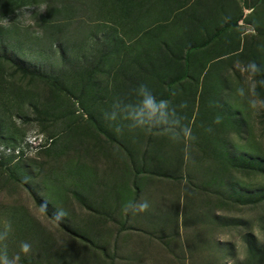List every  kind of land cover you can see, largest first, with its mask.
<instances>
[{"label": "rangeland", "instance_id": "1", "mask_svg": "<svg viewBox=\"0 0 264 264\" xmlns=\"http://www.w3.org/2000/svg\"><path fill=\"white\" fill-rule=\"evenodd\" d=\"M0 264H264V0H0Z\"/></svg>", "mask_w": 264, "mask_h": 264}, {"label": "crops", "instance_id": "2", "mask_svg": "<svg viewBox=\"0 0 264 264\" xmlns=\"http://www.w3.org/2000/svg\"><path fill=\"white\" fill-rule=\"evenodd\" d=\"M127 69H128V68H127ZM127 69H126V70H127ZM138 83H139V80H136V81L134 82V84H133V83H129V82H124V83H122V84H120V85L118 84V85L115 87V92H116V94L121 93V94L124 95V96H126V95H130V94H129L130 90L133 89V88H136L135 92H136L137 95H138L137 100L139 99L140 102H141L140 108H139V109H135L134 112L131 113V114L126 113L129 109H128V106H127V104H126L125 102H122V103L120 102V103H121V106H122V111H121V113L119 112L118 115L115 114V113H110L111 115H117L118 119L123 120L124 122L122 123V125H126V126H135L136 121L148 117L147 112H144L143 109H142V104H143L142 101H141V98H142V91L139 90L140 87H139ZM117 90H118V92H117ZM139 92H140V94H139ZM112 110H113V109H112ZM176 114H177V113L174 112V117H176ZM108 117H109V116H108ZM177 117H178V115H177ZM132 129H136V127H133ZM124 134H125V133H123L121 136H123ZM131 134H132V133H130L129 135L125 134L124 138L126 139V142L128 141L131 145L133 144L134 147H131V148L129 149V151H125V150L120 151V152H122V153L124 154V161L122 162L121 160H118V167H120L122 163H123V166H124L125 168H127V166H128V168H129L130 166H132V163H131V157H132V155L130 154V150H132V151L135 150V151H136V145H137V137H138V134H137V135H134V136H131ZM126 135H127V137H126ZM133 138H134V141L132 142L131 139H133ZM126 142H125V144H126ZM125 144H124V145H125ZM125 146H126V145H125ZM127 149H128V147H127ZM127 164H128V165H127ZM130 168H131V167H130ZM130 168H129V169H130ZM122 178H123V177H122ZM112 180H114V179L112 178ZM120 182H121V177L118 176V183H120ZM111 183L114 184V181H112ZM109 189H110V187H109ZM139 207H140V206H139ZM139 207H138V208H139Z\"/></svg>", "mask_w": 264, "mask_h": 264}, {"label": "clouds", "instance_id": "3", "mask_svg": "<svg viewBox=\"0 0 264 264\" xmlns=\"http://www.w3.org/2000/svg\"><path fill=\"white\" fill-rule=\"evenodd\" d=\"M129 207H131V206H129ZM145 207H147L146 204H142V205H140V208H141V209H143V208H145Z\"/></svg>", "mask_w": 264, "mask_h": 264}]
</instances>
